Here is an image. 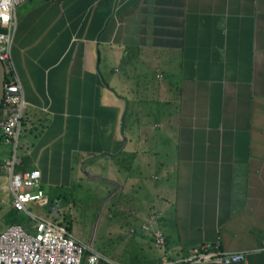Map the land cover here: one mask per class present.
Masks as SVG:
<instances>
[{
	"label": "crops",
	"instance_id": "obj_1",
	"mask_svg": "<svg viewBox=\"0 0 264 264\" xmlns=\"http://www.w3.org/2000/svg\"><path fill=\"white\" fill-rule=\"evenodd\" d=\"M12 58L17 169L42 173L33 214L71 226L97 264L202 243L264 264V0H26ZM12 150L0 131L3 229Z\"/></svg>",
	"mask_w": 264,
	"mask_h": 264
},
{
	"label": "built area",
	"instance_id": "obj_2",
	"mask_svg": "<svg viewBox=\"0 0 264 264\" xmlns=\"http://www.w3.org/2000/svg\"><path fill=\"white\" fill-rule=\"evenodd\" d=\"M26 0H0V59L6 71L4 97L0 110V131L5 143L13 150L3 163L13 193V208L24 211L35 220V229L28 231L23 224L6 225L0 231V264H81L86 251L91 249L89 261L97 264L101 254L78 239L66 226L47 217H39L29 210V203L43 196L41 170L38 168L18 170L17 155L22 119L26 108L24 90L16 74L12 58V45L16 31L17 7ZM7 17V19H4ZM144 230L152 232L156 245L164 246L166 234L155 229L152 222L142 224ZM247 260L243 251L223 250L202 243L194 246L183 257H164L160 264H184L186 262H215L231 264Z\"/></svg>",
	"mask_w": 264,
	"mask_h": 264
},
{
	"label": "trees",
	"instance_id": "obj_3",
	"mask_svg": "<svg viewBox=\"0 0 264 264\" xmlns=\"http://www.w3.org/2000/svg\"><path fill=\"white\" fill-rule=\"evenodd\" d=\"M4 220H5L6 225L13 224V223L25 224V222L29 220V217L26 212L12 210L4 216ZM66 228L71 232V226L66 225ZM2 229H3V225L2 227L0 226V231Z\"/></svg>",
	"mask_w": 264,
	"mask_h": 264
},
{
	"label": "rangeland",
	"instance_id": "obj_4",
	"mask_svg": "<svg viewBox=\"0 0 264 264\" xmlns=\"http://www.w3.org/2000/svg\"><path fill=\"white\" fill-rule=\"evenodd\" d=\"M9 207V201L6 200V197H3V195L0 193V214L3 212L4 209H7ZM30 210L33 211L34 213H41V209H37L35 207H30ZM29 215V214H28ZM30 216V215H29ZM31 217V216H30ZM35 220L33 218H31V224H32V227L34 226L35 228ZM3 225V222L1 220V217H0V226L2 227ZM80 226V225H79ZM81 227V226H80ZM26 228V227H25ZM27 229V228H26ZM84 229V227H83ZM28 230V229H27ZM75 230H80V228H76ZM30 231V230H28ZM34 230L30 231V232H33Z\"/></svg>",
	"mask_w": 264,
	"mask_h": 264
},
{
	"label": "water",
	"instance_id": "obj_5",
	"mask_svg": "<svg viewBox=\"0 0 264 264\" xmlns=\"http://www.w3.org/2000/svg\"><path fill=\"white\" fill-rule=\"evenodd\" d=\"M6 81V71L3 62L0 59V110L4 97V85Z\"/></svg>",
	"mask_w": 264,
	"mask_h": 264
},
{
	"label": "snow or ice",
	"instance_id": "obj_6",
	"mask_svg": "<svg viewBox=\"0 0 264 264\" xmlns=\"http://www.w3.org/2000/svg\"><path fill=\"white\" fill-rule=\"evenodd\" d=\"M4 19H7V17H4Z\"/></svg>",
	"mask_w": 264,
	"mask_h": 264
}]
</instances>
